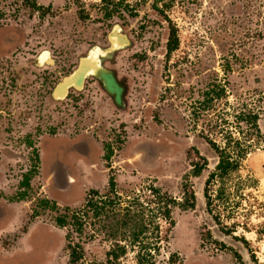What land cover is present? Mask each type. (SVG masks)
I'll use <instances>...</instances> for the list:
<instances>
[{
    "label": "rangeland",
    "instance_id": "374dc122",
    "mask_svg": "<svg viewBox=\"0 0 264 264\" xmlns=\"http://www.w3.org/2000/svg\"><path fill=\"white\" fill-rule=\"evenodd\" d=\"M80 132L108 186L56 205L36 144ZM227 133L246 153L208 207V139L224 146ZM137 211L158 244L149 264H264V0H0V227L25 220L3 248L36 222L58 248L33 264H105ZM127 249L113 264H137Z\"/></svg>",
    "mask_w": 264,
    "mask_h": 264
},
{
    "label": "crops",
    "instance_id": "0c3cea01",
    "mask_svg": "<svg viewBox=\"0 0 264 264\" xmlns=\"http://www.w3.org/2000/svg\"><path fill=\"white\" fill-rule=\"evenodd\" d=\"M85 124V123H83ZM85 132H80L76 136H70L69 134H55L52 137H41L36 144L38 148V155L41 160V165L44 166V170L49 172L50 183L61 182L64 185V189L48 187L49 195L47 198L56 205L61 206H78L85 200V191L90 189L105 190L108 186L109 178L107 171L99 164V158L95 155V151L92 149V144L95 140L89 135H84ZM94 140V141H93ZM98 146V143L95 142ZM83 150L84 152H82ZM95 177L100 187L90 185L83 187L84 193L82 198L77 199L76 191L79 189L80 182L85 177ZM71 187V189H70ZM68 199H62L65 197ZM75 197L78 200L77 205L71 204V198ZM77 197V198H76ZM11 208L16 209V205L12 204ZM12 211V210H11ZM24 214V213H20ZM18 217H21L20 215ZM16 217L10 220L7 224H3L0 227V236L11 232H16L24 219ZM23 217V216H22ZM52 228V227H51ZM51 229L47 226L39 223H32L29 225L22 236L8 248H3L0 240V259L10 263L13 260L25 258L28 264H33V253L40 250L48 252L49 259L51 260L54 252L57 255V245H54L53 240L48 238ZM35 242V244H33ZM48 250V251H47ZM12 257V258H11ZM18 261V260H17ZM33 262V263H32ZM6 263V264H8Z\"/></svg>",
    "mask_w": 264,
    "mask_h": 264
},
{
    "label": "trees",
    "instance_id": "16d2710c",
    "mask_svg": "<svg viewBox=\"0 0 264 264\" xmlns=\"http://www.w3.org/2000/svg\"><path fill=\"white\" fill-rule=\"evenodd\" d=\"M173 41L175 43L176 40L172 32L170 36V42L168 44L169 50H172L175 46L174 44L172 45ZM210 92H214V90H211ZM244 115L245 113L242 114L243 117ZM249 116L250 117L247 123H249L253 127L254 133L259 135V128L257 124L258 115L251 111ZM243 120H246V118L241 119V121ZM224 138H225L224 146H219L215 141L208 139L209 144L213 147L218 157V161H217L214 171L210 173V175L208 176L205 182L204 195H205L208 207L211 205V197L208 194V188L211 185V183L213 181L217 182L218 184V189L216 192L217 197H219V195H222L224 191L223 190L224 189L223 188L224 179L228 177L232 172H235L239 168V165H240L239 160L243 158L246 153L242 143L238 139L233 137L231 133L230 134L227 133V135H225ZM200 171L201 169L197 170L195 172V175H198ZM113 187H114V183L112 180H110V188L113 189ZM155 191L157 192V190ZM92 194L96 195L95 192H92ZM92 204H93L92 200L88 199L85 201L84 208H87ZM95 208L98 209V207H95ZM160 209L162 210L161 207H159V210ZM134 213H136L134 216H129V214L127 213L128 215L126 214L122 218L124 225H128L129 222L134 223L133 226L128 227V229L122 233L123 240L121 241H128V245L126 244L120 245L119 243H116L111 249V251L107 254L108 259L105 262V264H113L117 262V259L121 255H125L127 253L128 246H131V249L137 246L138 248L137 255H136L137 264H149L150 258H152L155 252L157 251L158 249L157 243H156L157 245L156 246L155 243L151 245L149 242H146V237H145L146 228L144 227V224H143L142 213L139 211L134 212ZM160 214L163 216H167L168 210L166 209L162 212L160 211ZM58 224L59 225L64 224L63 220H58ZM74 255H75V251L72 250L71 257H73V260L75 258ZM252 258H253L252 259L253 261H256L254 256H252Z\"/></svg>",
    "mask_w": 264,
    "mask_h": 264
},
{
    "label": "flooded vegetation",
    "instance_id": "af4514ba",
    "mask_svg": "<svg viewBox=\"0 0 264 264\" xmlns=\"http://www.w3.org/2000/svg\"><path fill=\"white\" fill-rule=\"evenodd\" d=\"M83 152V150H81ZM53 186H55V188H63L64 189V185L61 184L60 180L59 182L57 181V183H52Z\"/></svg>",
    "mask_w": 264,
    "mask_h": 264
}]
</instances>
